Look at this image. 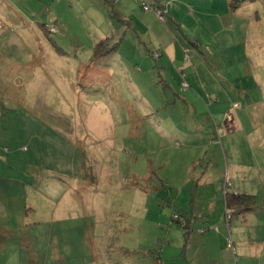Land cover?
<instances>
[{"label": "rangeland", "instance_id": "rangeland-1", "mask_svg": "<svg viewBox=\"0 0 264 264\" xmlns=\"http://www.w3.org/2000/svg\"><path fill=\"white\" fill-rule=\"evenodd\" d=\"M202 1L0 0V264H264V0Z\"/></svg>", "mask_w": 264, "mask_h": 264}, {"label": "trees", "instance_id": "trees-1", "mask_svg": "<svg viewBox=\"0 0 264 264\" xmlns=\"http://www.w3.org/2000/svg\"><path fill=\"white\" fill-rule=\"evenodd\" d=\"M103 1L107 2V0H103ZM254 1L255 0H228L230 8L233 10L240 7L241 4L243 3L254 2ZM117 45H118V42L114 44H109L108 38H104L100 40L95 45L92 51L91 59H89V61L90 62L99 61V60H102V59H105L111 56L116 51ZM254 200L255 198L253 196H244L241 194L238 195V194H233V193H226L224 195V204H225L226 212L228 213L227 220L229 221V219L232 216L241 213V211L246 212L250 210L252 206L254 205ZM179 217L180 218H177V219L180 225H182V227L187 231V234H186L187 236L184 241V244H185V247L183 248V252H184V249L187 247L186 243L187 241H189L188 235L191 232V226H192L194 219H187L186 217H181V216Z\"/></svg>", "mask_w": 264, "mask_h": 264}, {"label": "crops", "instance_id": "crops-1", "mask_svg": "<svg viewBox=\"0 0 264 264\" xmlns=\"http://www.w3.org/2000/svg\"><path fill=\"white\" fill-rule=\"evenodd\" d=\"M162 1H165V0H151L150 4H153L156 9L163 10L164 7H165V4L163 6V4L161 3ZM199 2L200 3H195L194 4L195 6L193 8L191 6L192 3L190 1H188V0L187 1L186 0H177L176 4L173 3L172 7H168L166 15H164V13H163V16L165 18H167V20L165 19L166 25H167V22H169L168 19H170L174 24L177 25L178 30L183 32V31H190V29L193 30L192 28L195 29L194 25L197 22H200V23L203 24V20H201L202 15H201V12H200V8L206 2H203L202 0H200ZM227 2H228V0H227ZM228 5H229V2H228ZM237 9H239V7ZM189 12L193 13V18L189 15ZM184 15H185V17H183ZM197 15H199V17H197ZM151 18H152V21H153L154 16L152 15ZM187 20H190V21L187 22ZM171 27H172V25H170V28L168 27V31L169 32H171V29H172ZM199 29L201 30L202 26ZM203 29H205L206 32L207 31H212V29L207 27V26L205 28H203ZM133 32H135V31H133ZM212 32H214V30ZM105 38H108V37H105ZM125 40H126V37H121L119 39V41H117L118 45H117L116 51L113 54H115V53H117L118 51L121 50L122 44L125 42ZM117 42H115V43H117ZM112 44H114V43H112ZM182 83H183V81H182ZM182 83H181V88H182ZM169 86H171V85L169 84Z\"/></svg>", "mask_w": 264, "mask_h": 264}, {"label": "built area", "instance_id": "built-area-1", "mask_svg": "<svg viewBox=\"0 0 264 264\" xmlns=\"http://www.w3.org/2000/svg\"><path fill=\"white\" fill-rule=\"evenodd\" d=\"M144 10H148V7H144ZM156 11H157L158 15L161 16L162 11L161 10H156ZM162 18L164 19L163 15H162ZM51 31H53V30H51ZM182 88L183 89L187 88V84L185 82L182 83Z\"/></svg>", "mask_w": 264, "mask_h": 264}, {"label": "clouds", "instance_id": "clouds-1", "mask_svg": "<svg viewBox=\"0 0 264 264\" xmlns=\"http://www.w3.org/2000/svg\"><path fill=\"white\" fill-rule=\"evenodd\" d=\"M144 7H148V6H144ZM144 7H143V8H144ZM148 9H150V7H148ZM157 10H161V9H157ZM161 11H162V10H161Z\"/></svg>", "mask_w": 264, "mask_h": 264}]
</instances>
